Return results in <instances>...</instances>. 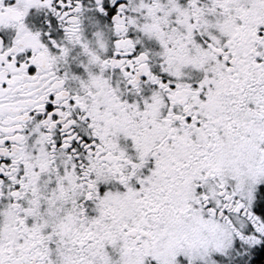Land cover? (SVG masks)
Masks as SVG:
<instances>
[{"label":"snow or ice","instance_id":"snow-or-ice-1","mask_svg":"<svg viewBox=\"0 0 264 264\" xmlns=\"http://www.w3.org/2000/svg\"><path fill=\"white\" fill-rule=\"evenodd\" d=\"M0 264H264V0H0Z\"/></svg>","mask_w":264,"mask_h":264}]
</instances>
